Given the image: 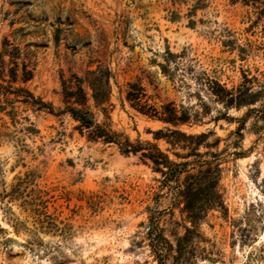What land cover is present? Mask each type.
Here are the masks:
<instances>
[{"label":"rangeland","instance_id":"rangeland-1","mask_svg":"<svg viewBox=\"0 0 264 264\" xmlns=\"http://www.w3.org/2000/svg\"><path fill=\"white\" fill-rule=\"evenodd\" d=\"M5 39L28 52L25 86L47 104L15 102L13 118L0 112V264H158L146 235L152 213L173 245L167 264H264V120L252 113L234 133L264 93L224 107L208 86V78L231 88L247 77L264 89V0H0V51ZM94 69L110 73L101 106L79 82ZM136 79L150 102L188 110L181 129L220 139L209 149L219 152L221 206L187 218L150 162L88 139L69 110L182 160L173 152L184 150L154 138L167 125L124 100ZM79 84L83 104L74 102Z\"/></svg>","mask_w":264,"mask_h":264},{"label":"trees","instance_id":"trees-1","mask_svg":"<svg viewBox=\"0 0 264 264\" xmlns=\"http://www.w3.org/2000/svg\"><path fill=\"white\" fill-rule=\"evenodd\" d=\"M166 54L168 57L174 56L168 49ZM5 55L8 57L7 61L4 60ZM167 58L166 60L169 61ZM160 68L164 74L170 75L165 64L160 63ZM33 69V63L30 61L27 51H20L7 39L2 42L0 51V112L13 118L17 107L15 102L25 105L30 103L38 108L46 106L47 103L40 98H34L28 87L25 86V83L33 76ZM109 78V71L101 72L100 69L88 70L82 78H79V82H83L91 90V97L97 106L108 101L111 91ZM252 83L251 78L244 77L239 85L227 88L224 84L208 78L210 92L214 95L215 101L220 102L224 107L239 108L258 101L260 95L264 93V89L262 87L257 89ZM78 90L81 96H75L74 102L83 104L86 98L81 84H79ZM124 100L139 113L167 125L164 129L154 131V138H163L171 148L184 150L182 153L173 152L177 158L182 160L176 161L170 158L153 142L131 141L124 133L113 130L109 123H93L91 118L87 117V112H83L80 108L71 106L69 110L88 128L86 134L88 139L114 143L122 153H138L140 159L150 162L153 170L160 174L159 186L166 188V192L172 196V203L180 205V211L185 212L187 218H199L208 209L221 206L222 200L218 191L219 152L209 149L217 146L220 139L216 137L212 141H207V138L212 134L211 131L192 133L181 129L180 125L190 123L191 117L188 110L178 108L173 101L160 104L150 102L139 79L126 83ZM101 108L105 117L109 118L106 107L102 106ZM252 113L255 114L257 120H264V102L259 107L248 108L245 116L241 118V124L234 131L238 136H241L240 130L245 119ZM257 128L264 129V123ZM201 146L206 148L202 152L199 151ZM234 154L239 153L234 152ZM156 220L153 213L149 215L146 235L150 240V247L158 264H167L165 260L170 255L173 245L163 235ZM185 229L186 232L191 231V228L185 227ZM175 246L177 257L181 259L184 249L181 237L176 239Z\"/></svg>","mask_w":264,"mask_h":264},{"label":"water","instance_id":"water-1","mask_svg":"<svg viewBox=\"0 0 264 264\" xmlns=\"http://www.w3.org/2000/svg\"><path fill=\"white\" fill-rule=\"evenodd\" d=\"M93 115H92V113H87V117H89V118H91Z\"/></svg>","mask_w":264,"mask_h":264}]
</instances>
